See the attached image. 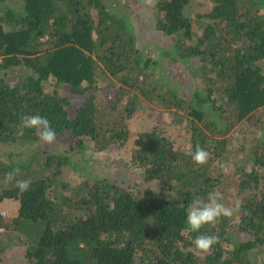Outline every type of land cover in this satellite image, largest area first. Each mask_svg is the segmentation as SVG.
I'll use <instances>...</instances> for the list:
<instances>
[{
    "label": "trees",
    "instance_id": "16d2710c",
    "mask_svg": "<svg viewBox=\"0 0 264 264\" xmlns=\"http://www.w3.org/2000/svg\"><path fill=\"white\" fill-rule=\"evenodd\" d=\"M192 1L0 0V149L29 151L0 154V203L17 204L14 216L0 210V260L18 244L27 264H264V139L230 137L264 108V0H204L199 33ZM98 71L115 88L105 103L92 92ZM139 97L173 114L186 147L156 128L137 132L122 167L142 189L109 175L64 180L65 166L93 171L88 150L125 142ZM34 114L64 150L35 128L18 134ZM197 146L209 153L203 164L191 157ZM213 191L238 210L191 231L192 201ZM198 234L218 240L198 250Z\"/></svg>",
    "mask_w": 264,
    "mask_h": 264
},
{
    "label": "rangeland",
    "instance_id": "374dc122",
    "mask_svg": "<svg viewBox=\"0 0 264 264\" xmlns=\"http://www.w3.org/2000/svg\"><path fill=\"white\" fill-rule=\"evenodd\" d=\"M200 2V3H198ZM140 3V2H139ZM204 0H193L190 5V12L194 19V29H196V32L199 33L202 27L206 23V19H202L201 17H198L197 14L199 12L202 13V11L205 9ZM133 6V5H132ZM134 7V6H133ZM137 9H132L131 12H134L136 10H139L140 8L134 7ZM138 12H142L141 10ZM200 13V14H201ZM96 84L93 88L92 92L95 96L96 101H100L101 103H105L106 100L112 96V92L115 90V88L111 87V83L113 81L111 80V77L104 76L100 71L96 74ZM63 95L70 98V94L66 90L62 93ZM71 100H74V104L81 101V97H75L70 98ZM138 108V112L136 115L126 122V127L128 131V138L125 140V142H121V139L115 138L113 140H110L105 148L101 151L98 150H88L85 154V156L95 157L96 161L93 162V171H88L87 167L88 164H77L76 169H72L68 166H65L63 168V179L67 180H79L80 178L90 177L94 178L97 177V174L107 176L109 175V178L117 181L121 185L126 186L127 184L131 187V189L134 191L138 187L144 188L145 184L141 181V176L137 174V172L134 171V169L128 170V166H123V163H125V158L129 157L130 148L133 145L134 138L136 136L137 132L149 130L152 128H156L159 131H162L166 134L169 138H171L177 145L185 146L187 145L186 141V134L182 129L181 124H176L177 121H173V114L169 113L168 111L153 107L146 103L141 97H139V102L136 105ZM243 134L242 136H240ZM264 139V108L255 110L249 117L245 118L237 125V127L233 130V133L231 134L232 143L237 141H241L244 138H247L248 140L252 137H256L257 139ZM66 139V138H65ZM261 139V140H262ZM57 140V139H56ZM58 142L52 143V144H46L47 148L50 150L54 149V146L57 145L58 148L61 150H64L62 146V137H58ZM257 142L260 144L257 140ZM55 144V145H54ZM256 144V143H255ZM254 144V145H255ZM35 148V146L39 145L38 142L32 144ZM236 145H232V147H235ZM8 147V148H6ZM27 146H25L26 149ZM31 147V146H30ZM31 147V148H32ZM23 144L22 145H6L5 149H0V154L3 153V151H11L13 152L14 156L17 157H27L29 154L28 152L22 151ZM7 153V152H6ZM242 153V152H241ZM9 155V154H8ZM73 157V156H72ZM87 162V161H86ZM89 163V162H87ZM87 165V166H86ZM110 172V173H109ZM130 174V175H127ZM136 175V178H135ZM108 177V176H107ZM127 179L125 181L124 179ZM124 180V182H123ZM126 183V184H125ZM230 195L228 200L230 204L234 201H236V196L234 191L230 192ZM16 207L17 204L13 201H3L0 203V210L4 212L8 216H14L16 213ZM1 232V230H0ZM15 235V233H11V235ZM22 248V246H21ZM6 255L4 259L0 260V264H27V260L24 263L23 261H18L15 259V251L17 250V253H19V250L21 251L18 244H15L13 246L10 245V247L5 248ZM2 254H4L2 252ZM23 260V259H22Z\"/></svg>",
    "mask_w": 264,
    "mask_h": 264
},
{
    "label": "clouds",
    "instance_id": "9594fccd",
    "mask_svg": "<svg viewBox=\"0 0 264 264\" xmlns=\"http://www.w3.org/2000/svg\"><path fill=\"white\" fill-rule=\"evenodd\" d=\"M25 128H35L38 130L39 136L44 143L52 144L56 141L57 133L55 128L51 126V122L46 116L39 114L26 115L21 117L18 134H23ZM209 153L207 150L197 146L191 153L192 159L197 164H203L207 161ZM12 173H9V179H12ZM31 181L17 180L16 184L20 192L29 189ZM222 194L213 191L208 194L207 200L194 199L190 210L187 212L186 221L191 231L198 232L202 225L206 223L214 224L217 218L231 217L238 210L239 205L235 207H227L221 199ZM218 240L215 235L198 234L194 239V245L198 250L208 251L212 245Z\"/></svg>",
    "mask_w": 264,
    "mask_h": 264
}]
</instances>
